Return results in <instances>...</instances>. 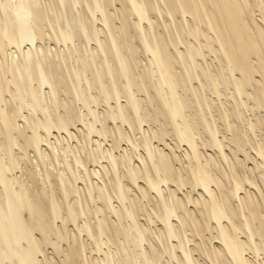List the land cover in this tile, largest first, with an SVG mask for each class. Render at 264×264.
<instances>
[{"label": "bare ground", "instance_id": "bare-ground-1", "mask_svg": "<svg viewBox=\"0 0 264 264\" xmlns=\"http://www.w3.org/2000/svg\"><path fill=\"white\" fill-rule=\"evenodd\" d=\"M74 41L85 51L79 69L72 56L82 49L65 47ZM140 50L151 67L135 77ZM211 55L233 92L218 115L231 138L204 114L205 85L221 96ZM249 102L264 110V0H0V264H264V121L255 115L246 139L229 123ZM101 104L109 110L100 117L92 105ZM77 122L85 144L70 130ZM118 122L144 137H127ZM144 122L160 127L146 131ZM53 131L80 144L71 163L84 175L74 163L58 170L52 147L42 152ZM92 134L112 138L107 158L100 138L88 150ZM155 139L164 147L153 149ZM122 141L134 150L116 156ZM185 145L186 161L177 152ZM29 149L36 171L58 174L44 167L36 178L23 166ZM257 157L260 172L244 173ZM95 163L102 170L88 169Z\"/></svg>", "mask_w": 264, "mask_h": 264}, {"label": "rangeland", "instance_id": "rangeland-1", "mask_svg": "<svg viewBox=\"0 0 264 264\" xmlns=\"http://www.w3.org/2000/svg\"><path fill=\"white\" fill-rule=\"evenodd\" d=\"M163 6V5H162ZM118 6H116V8H117ZM164 16H165V14H164ZM154 17V16H153ZM160 18H162L163 16H159ZM165 18V21L166 20H168V17L166 16V17H164ZM159 19V18H158ZM131 23H133V20H135L134 19V17H131ZM159 21V20H158ZM160 21L162 22V21H164V19H160ZM100 22V21H99ZM99 22H96V26H97V28L99 27V25H102V23H99ZM118 22V21H117ZM160 22V23H161ZM170 22H171V20H170ZM118 23H120V22H118ZM118 23H117V25H118ZM164 25H165V23L164 22H162ZM120 25V24H119ZM101 27H103V26H101ZM101 27H99V29H101ZM144 27H145V24H144ZM133 35V34H132ZM101 36H103L102 34H101ZM133 36H136V34H134ZM76 41H74V43H75ZM134 42H136V43H138V40L136 39ZM52 43H54V42H51L50 44H51V47H54V48H56V44H55V46H54V44H52ZM79 41H78V45H77V42H76V44H71V43H69L68 44V46H65V47H69V45H70V47H74L75 45H76V47H78V48H80V49H82V50H79V51H77L73 56H72V64L74 63V65L73 66H75L74 68H76V69H79V68H81V66L83 65V61H86V60H84V59H86L85 57H84V59H83V61H82V54L84 53L85 54V51H84V49L82 48V47H79ZM82 44V43H81ZM81 44H80V46H81ZM53 45V46H52ZM95 43L94 44H92L91 46H90V48L91 49H93V47H95ZM57 47H59V48H64V46H60V45H57ZM72 47V48H73ZM89 48V49H90ZM51 50H53V48H50ZM82 53V54H81ZM76 55V56H75ZM85 56V55H84ZM77 58V60L75 59V58ZM136 58H137V62L139 63H141V64H139V68H136L135 69V71H134V76L135 77H137V76H140V74L142 73V72H144V70L146 71H148L149 69H150V67H151V62H149L150 60H149V57L144 53V52H142L141 50L138 52V54H137V56H136ZM75 59V60H74ZM149 60V61H148ZM75 61V62H74ZM147 62V63H146ZM148 63H150V64H148ZM207 63L208 64H210L209 65V71H213V75H215L214 76V78L217 80V82H216V84H218L217 85V88L219 89V92L221 93V96H220V98H218L215 94H213V92L212 91H210V90H212V85H210V84H206L205 85V87H206V89H205V87L203 88V91H204V93H205V95H206V97L209 99V101L210 100H212V101H210V107L209 108H207V110H204V114L207 116V118L208 119H210V120H212V121H215L216 123H215V125L219 128V130L220 131H222V132H224L223 134L222 133H220L221 135H218L219 137H221V138H223V137H228V138H231L230 136L232 135L230 132L229 133H227L226 131H225V124H224V122L221 120L220 121V119H219V117L220 116H218V115H220L219 113H220V107L221 106H223V107H232V101H233V99L231 98V93H233L231 90V88L229 87V86H226L225 85V81L224 82H222V81H220V79L222 78L223 79V77H224V75H223V71H220L221 69H217V61H216V56L215 55H211V56H208L207 57ZM216 63V64H215ZM85 64V63H84ZM148 66H150L149 67V69H147V65ZM141 65H142V67H141ZM145 65V66H144ZM214 65V66H213ZM143 66L144 67H146V69L145 68H143ZM215 67H216V69H215ZM218 70V71H217ZM220 72V74H218ZM142 75V74H141ZM89 77V76H88ZM221 79V80H222ZM220 83V84H219ZM222 83V84H221ZM208 85V86H207ZM219 85H221V86H223L222 88H220L221 86H219ZM194 86H198V82H194ZM224 87H226V88H224ZM209 88V89H208ZM208 89V90H207ZM217 89V90H218ZM221 90V91H220ZM45 91H47V90H45ZM205 91H207V92H205ZM209 91V92H208ZM212 93V94H211ZM226 95V96H225ZM136 96H137V98H144V94L143 93H136ZM143 96V97H142ZM215 96V97H214ZM229 98V99H228ZM232 100H231V99ZM121 99H123V100H121ZM125 98L124 97H122V98H120V101H119V105H125L126 104V102H125V104H124V100ZM218 99V100H217ZM214 103V104H212V103ZM230 102H231V104H230ZM122 103V104H121ZM225 104V106H224V104ZM227 103V104H226ZM252 103V104H251ZM114 105H115V102H114ZM220 105V106H219ZM229 105V106H228ZM249 105V106H248ZM250 105H252L253 106V102H249L247 105H246V107L244 108L243 106L242 107H240V108H238L236 111H234V113H233V115H232V117L231 118H229L230 120H229V123L230 124H233L234 126H236V127H238L239 129H240V131L242 132V136H243V138H245L246 139V136L248 137L249 135H247L248 134V130L250 131V128L248 127L249 126V124L248 123H251V122H249V121H253V123H254V121H255V119H256V116L257 117H260L261 119H263V121H264V110L263 109H255L254 111L252 110V108H250ZM113 106V105H112ZM251 106V107H252ZM78 107V109H79V107H80V110H81V105H78L77 106ZM92 107H94V108H92V109H95L94 111L96 112L97 111V115L98 116H100V115H103L102 113H106V110H109V109H107L109 106H107V105H99V106H94V105H92ZM96 107V108H95ZM213 108V109H212ZM247 108V109H246ZM102 109H104V110H102ZM209 109V110H208ZM217 112H216V111ZM238 110H240V111H238ZM85 110L83 109L82 110V112H84ZM103 111V112H102ZM206 111V112H205ZM212 113H211V112ZM237 111H238V113H239V115H238V113H237ZM246 111H248V112H246ZM102 112V113H101ZM210 112V113H209ZM253 112V113H252ZM259 112V113H258ZM85 113V112H84ZM101 113V114H100ZM143 113L144 114H146L147 113V111L146 112H141V118L144 116L143 115ZM255 113V114H254ZM151 115H153V112L151 111V113H150ZM209 114V115H208ZM214 114V115H213ZM247 114V115H246ZM143 115V116H142ZM238 115V116H237ZM243 115V116H242ZM252 115V116H251ZM256 115V116H255ZM210 116V117H209ZM211 116H213V117H211ZM245 116V117H244ZM248 116V117H247ZM101 117V116H100ZM238 117L240 118V119H238ZM243 117V118H242ZM235 118H237V119H235ZM246 118V119H245ZM251 118V119H250ZM215 119V120H214ZM237 120H239V121H237ZM242 120V121H241ZM248 122H247V121ZM18 121H19V123H20V125L23 123L22 122V120H20V118L18 119ZM109 123H107V125H109V126H112L113 127V125H112V121L111 120H109L108 121ZM111 122V123H110ZM232 122V123H231ZM238 122V123H237ZM78 123V122H77ZM114 123V122H113ZM241 123V124H240ZM81 123H78V124H76L74 127H73V125H72V127H70L71 129V131L73 132V133H75L76 131L78 132V131H81V133L83 132V130H85L86 128H85V126H84V128H83V126L81 125V127L79 126L78 127V125H80ZM115 124V123H114ZM118 124V126H120L121 124L118 122L117 123ZM148 124V125H147ZM154 124V125H153ZM158 124L159 123H157V122H154V123H147V122H144L143 123V125H142V128L144 129V127H145V129H147L146 131H151V130H158L159 129V127L160 126H158ZM224 124V125H223ZM246 124H248L246 127H244ZM98 125V124H97ZM123 125V126H122ZM121 125V130L123 131V133L124 134H126V136L127 137H130L131 139H133V138H135V139H133L134 141L135 140H137L138 138L137 137H140V136H142V137H144L143 135H145V134H143V135H141L142 134V132L140 131H138V132H133L132 130H131V128H129V126L127 125V124H122ZM160 125V124H159ZM239 125V126H238ZM99 126V125H98ZM128 126V127H127ZM251 126V125H250ZM76 127V128H75ZM75 128V129H74ZM79 128H80V130H79ZM82 128H83V130H82ZM149 129V130H148ZM75 130V131H74ZM130 130V131H129ZM224 130V131H223ZM245 130H246V135L243 133V131L245 132ZM260 131H262V133H264V127H262L261 128V130ZM260 131H255V133L254 134H251L252 136H253V141H252V143L254 142V141H257L258 142V139L260 140V136H261V134L262 133H260ZM76 132V133H77ZM61 133V134H60ZM75 133V134H76ZM80 132L79 133H77L78 135H79V137H80V140H82V144H85L84 143V140H83V137H82V135H80L81 134ZM128 133V134H127ZM134 133V134H133ZM141 133V134H140ZM151 133V132H150ZM256 133H257V135H256ZM54 134V135H53ZM130 134H132V136L130 135ZM52 135V136H51ZM51 135H49L50 137H49V140L50 141H48V143L50 144H46L45 142H43L44 144H42L41 145V148L43 149L42 150V152L44 153V151L46 152L47 150H51L52 148V150H51V152H53V154H54V156L56 155V159H58V157H59V159H58V163L60 164V165H58V170H60V171H62L61 170V167H62V169H63V166H64V168H67L68 166H69V163H70V167H76V165H75V163H74V166H73V163H71L72 161H73V155H72V151H73V153H75L76 154V152H74V151H76V146L78 145L77 143L78 142H76L77 140L76 139H73L72 138V140L70 141V136H68V134L66 133V132H64V131H61V132H57V131H53V133L51 134ZM245 135V136H244ZM255 135L257 136V138L258 139H255L254 140V138H255ZM65 136L68 138V141L70 142V146L72 145V148L69 146V149L67 150L66 148L68 147V146H66L67 145V142H66V139H65ZM142 137L140 138V139H142ZM168 137V136H167ZM55 138V139H54ZM91 138V140H92V142L91 143H89L88 142V146H87V148H88V150H91L92 148H93V146H94V148L96 147V143H93V141L94 140H98L99 138H100V142H102V146H101V149H103V150H101L100 149V151H99V153L101 154V153H103V154H101V155H103V156H105L106 158H107V156H108V153H107V149H110V147L112 146V144H111V141H113V140H111L112 138H107V139H104L103 137H100V136H98V135H94V134H92V137H90ZM95 138V139H94ZM97 138V139H96ZM103 138V139H102ZM169 138V139H168ZM168 138H166L165 137V142L166 143H173V141H171V138L170 137H168ZM86 140V139H85ZM57 141V142H56ZM154 141V145H157L156 147L155 146H153V149L155 148H157V147H160V148H162V147H164L163 146V144H164V142H160V141H158V140H153ZM60 142H62V143H60ZM66 142V143H65ZM74 144H73V143ZM127 142V141H126ZM53 143V144H52ZM58 143L60 144L59 145V147H58ZM93 143V144H92ZM129 143V142H128ZM128 143H125V141H122L121 142V144H120V147L118 148V150H115L114 151V153H115V155L116 156H121L126 150L127 151H129V153L131 152V150L133 151L134 149H132L133 147H132V145H130V143L128 144ZM77 144V145H76ZM109 144V145H108ZM80 145V144H79ZM78 145V146H79ZM55 146H56V148H55ZM92 146V147H91ZM248 146V147H247ZM52 147V148H51ZM132 147V148H131ZM251 146H250V143H249V145L246 143V145H245V149L251 154V156H254V153L252 152L253 150H251V148H250ZM47 148V149H46ZM63 148V149H62ZM124 148H126V149H124ZM131 148V149H130ZM183 148H186V145L185 146H183L182 148H179L178 150H177V152H178V154L179 155H181L182 157H184V153H185V151H184V149ZM45 149V150H44ZM60 149V150H59ZM73 149V150H72ZM248 149H250V151L248 150ZM19 150V147H17L16 149H15V153L17 154V155H21L23 152H21L20 150V152L18 151ZM50 150H49V153H50ZM33 151V150H32ZM31 151V149H29L28 151H27V153H26V157H25V161H26V163L27 164H25V162H24V165L23 166H25V165H27V168H30V170H31V168L33 169L34 168V171L33 170H31V171H33L34 173H35V175L37 176L36 178H40L39 176V171H40V169H43V170H45V168L44 167H46V166H40L39 168H37V171H38V174L36 173L37 171H36V165H37V159L36 158H34V157H37L36 156V154L34 155V154H31V153H33ZM62 151V152H61ZM68 151V152H67ZM103 151V152H102ZM105 151V152H104ZM124 151V152H123ZM182 151H183V154H182ZM28 152H31V153H28ZM61 152V153H60ZM65 154H64V153ZM136 153H135V155H138V154H140V155H142V153H144L143 152V150H142V148H140L138 151L136 150L135 151ZM21 153V154H20ZM46 153H48V151L46 152ZM67 153H69L68 155H67ZM71 153V154H70ZM126 153V152H125ZM34 155V156H30V155ZM118 154V155H117ZM120 154V155H119ZM253 154V155H252ZM22 155H24V153L22 154ZM21 155V156H22ZM29 155V156H28ZM59 155V156H58ZM61 155V156H60ZM65 155V156H64ZM139 155V156H140ZM227 155L229 156V158H228V161L230 162V160H231V158H232V160H233V154H231L228 150H227ZM238 156L240 157V159L242 158V153H238ZM33 157V158H32ZM82 157H84V154L82 153ZM27 158V159H26ZM28 158L30 159V161L28 160ZM66 158V159H65ZM69 160H68V159ZM33 159H35V160H33ZM63 159H64V161H63ZM186 159V156L183 158V160L184 161H186L185 160ZM33 160V161H32ZM134 160H136L137 161V163L139 162V160L137 159V158H135ZM257 160L259 161V163H258V161H257V163H254L253 161L252 162H249V163H247V166L245 167V166H243V167H241L242 168V171L244 172V173H246V171L248 170L247 168H251V167H253V168H255L256 169V167L258 166V164H261L262 163V158H259V157H257ZM29 161V162H28ZM66 161V162H65ZM68 161V162H67ZM70 161V162H69ZM23 162H21L22 164H23ZM32 162V163H31ZM66 164H65V163ZM100 164L99 165H103L104 166V163L106 162V163H108L107 161H106V159H101L100 161ZM264 162V161H263ZM61 163H63V164H61ZM105 163V165H107ZM253 163V164H252ZM31 164L32 165H34V166H32L31 167ZM67 164H68V166H67ZM257 164V166H254V165H256ZM93 164H90V165H88V169L90 168L91 170H96V171H98L99 169L100 170H102V167L100 166V168H97V167H99V165H98V163H95L93 166H92ZM228 165V164H227ZM262 165L263 164H261V165H259V166H261L262 167ZM61 166V167H60ZM259 166H258V168H259ZM264 166V165H263ZM92 167V168H91ZM224 167L226 168V163H224ZM261 167H260V169H256L255 170V172L256 171H259L260 172V170H261ZM81 170H80V169ZM78 168V166L76 167V170L78 171V173H76L77 175H79L80 174V176L83 174H85L86 172H84V171H86L83 167H79ZM94 168V169H93ZM229 167L227 166V168L226 169H228ZM47 169H49V172H51L52 174H58V170H54L53 168L51 169V167H46V170ZM22 170V169H21ZM21 170H20V168H19V171H18V169L14 172V174L13 175H15V176H18L17 178H19V179H21V178H23V177H25L24 175L26 174V172H25V170L24 171H22L21 172ZM42 170V171H43ZM264 170V168H262V170L261 171H263ZM42 171H41V173H42ZM76 171V172H77ZM84 172V173H80V172ZM25 172V173H24ZM121 172V171H120ZM259 172H256V173H259ZM122 173V172H121ZM250 173V172H249ZM39 175V176H38ZM23 176V177H22ZM98 178V177H97ZM97 178H94V176L92 177V180H93V182H99L98 180L99 179H97ZM96 179V180H95ZM95 180V181H94ZM31 186H33L34 188H37V187H39V185L40 184H38L36 181H35V183L34 184H32V182L31 183H29ZM82 184H84L83 186L85 187V183H83V181L82 180H78L77 181V186L78 187H80L81 186V188H82ZM139 184H141L140 182H139ZM34 185H36L37 187H35ZM171 185V187H172V185L173 184H170ZM174 186V185H173ZM164 188H166V186H164ZM255 187H251V191L253 190V191H256L255 189H254ZM261 188L262 189H264V185H261ZM185 190V189H184ZM153 193H155V192H153ZM181 193V195L184 193V192H180ZM243 193V192H242ZM244 194V193H243ZM243 194H241V195H243ZM153 196H155V194H153ZM70 203L72 202V200H70L69 201ZM115 202L116 203H114V205L115 204H118L117 202L118 201H116L115 200ZM144 203V205H146L147 203H146V201H144L143 202ZM115 206H117V205H115ZM148 206V205H147ZM92 207H95V206H93V204H92ZM149 207V206H148ZM147 207V208H148ZM149 209V208H148ZM101 216V215H100ZM101 218H102V216H101ZM175 221H176V219H174ZM160 224V222H157L155 225H159ZM153 226H154V224H153ZM155 227V226H154ZM83 237H84V239H86V236L83 234ZM174 242L175 243H177V241H175L174 240ZM173 242V243H174ZM174 243V244H175ZM46 251H47V253H50V251H51V249H50V247H48V248H46ZM86 253L88 254L89 253V251L87 252L86 251ZM251 256V255H250ZM263 258V256H261L260 257V259H262ZM42 259V258H41ZM264 261V260H263ZM159 264H163V262H159ZM165 264V263H164Z\"/></svg>", "mask_w": 264, "mask_h": 264}]
</instances>
